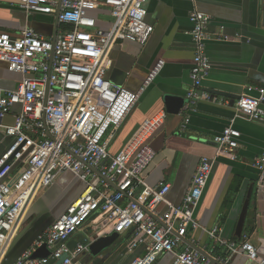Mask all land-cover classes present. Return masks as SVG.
<instances>
[{
    "label": "built area",
    "instance_id": "2783aa9c",
    "mask_svg": "<svg viewBox=\"0 0 264 264\" xmlns=\"http://www.w3.org/2000/svg\"><path fill=\"white\" fill-rule=\"evenodd\" d=\"M8 1L27 15H53L59 8L57 21L62 26L54 40L30 26H24L19 36L0 31V62L21 75L14 89H0V144L5 139L9 142L0 153V264L5 263L30 206L62 172L82 181L84 192L9 264H56L63 256L60 264H74V256L86 251L89 240L71 249L69 238L89 220L97 232L133 230L129 249L143 245L144 252L127 264H154L162 255L172 257L170 264H211L209 257L184 242L198 245L187 237L198 229L211 242L200 248L214 264H233L236 256L264 264L246 237L227 239L219 226L206 228L195 218L214 159L201 158L177 205L166 199L168 183L151 186L146 182L145 171L155 156L149 138L163 124L164 114L145 119L116 153L110 152L115 132L163 67L159 60L137 91L106 78L110 52L117 43L143 46L149 40L154 28L146 21L148 0ZM99 8L109 11L108 28L97 27L89 13ZM189 19L194 54L187 110L193 109L197 90L210 72L206 50L210 16L193 10ZM217 39L228 40V36ZM263 105L264 85L248 87L235 101L238 116L246 120H264ZM188 121L186 117L184 124ZM239 137L230 120L213 138L217 156L231 155ZM253 165L264 169V152ZM160 204L168 206L161 213L157 211ZM43 246L48 255L33 258Z\"/></svg>",
    "mask_w": 264,
    "mask_h": 264
},
{
    "label": "crops",
    "instance_id": "0c3cea01",
    "mask_svg": "<svg viewBox=\"0 0 264 264\" xmlns=\"http://www.w3.org/2000/svg\"><path fill=\"white\" fill-rule=\"evenodd\" d=\"M146 9V21L154 28L149 40L143 46L134 42L117 43L110 52L111 66L106 78L113 84L137 91L159 60L163 61V67L115 132L109 144L110 152L116 153L145 119L164 114L163 124L149 138L155 156L145 171L146 182L151 186L161 181L168 183L170 189L166 199L169 204L177 205L201 158L214 159L195 218L206 228L219 226L222 236L227 239L246 237L258 255L264 258V169L259 170L253 165L254 159L264 152V120H246L238 116L235 108L236 99L248 87L256 89L264 85V0H148ZM193 10L210 16L207 28L210 39L206 44L210 72L197 90L193 109L187 110L186 94L192 86L189 72L194 54L189 13ZM89 13L95 17L97 27L110 26L111 16L107 8ZM24 26L32 27L43 37L52 38L62 25L56 24L55 14L27 15L14 2L0 0V31L19 36ZM217 36H228V40L217 39ZM20 79V74L0 62V89H14ZM253 94H256L255 90ZM166 96L183 99L178 113L168 111ZM186 117L189 121L184 124ZM230 120L240 132L239 146L231 155L217 156L213 138ZM7 121L11 122V118L8 117ZM8 143L5 139L0 144V153ZM85 187L73 173H59L30 206L6 261L13 262L80 197ZM249 189L248 209L238 237L236 226ZM167 208L166 204H160L157 211L161 213ZM90 221L72 234L69 241L90 242L113 233L97 232ZM27 227L23 247L11 254L13 243ZM132 233V229L119 233L117 238L122 239V244L113 250L76 254L74 264H127L144 252L143 245L129 249ZM187 237L199 247L211 244L200 229L190 231ZM171 262L170 255H162L154 264ZM232 262L256 264L242 256L234 257Z\"/></svg>",
    "mask_w": 264,
    "mask_h": 264
},
{
    "label": "water",
    "instance_id": "95a60500",
    "mask_svg": "<svg viewBox=\"0 0 264 264\" xmlns=\"http://www.w3.org/2000/svg\"><path fill=\"white\" fill-rule=\"evenodd\" d=\"M58 13H59V8L56 11V24L58 25V21H57V17H58ZM56 37V33H54L52 39L54 40V38ZM47 97V90H46V96L45 99ZM165 101L168 104V111L171 113H178L179 109L182 107L183 105V99L181 98H175L172 96H166L165 97ZM250 194H251V189L248 190L247 193V197L244 201L242 210H241V214L236 226V235L238 237L241 236V232H242V228H243V224H244V220H245V216H246V211L248 209V204H249V199H250ZM118 237V233H112L106 236H99L94 238L93 240H91L87 246L86 252H89L91 254H98L101 251H105L107 250L117 239ZM184 242L189 244L192 248L198 250L200 253H202L204 256L209 257L211 264H214L215 261L214 259L209 256L204 250H202L199 246L189 242L188 240L184 239ZM77 242L72 240L68 242V246L73 249L74 247H76ZM48 255V251L46 250V248L43 246L40 249H38L36 252L33 253L32 257L33 258H42V257H46ZM65 256H63L60 261H58L56 264H60V262L64 259ZM7 260V259H6ZM9 262L5 261L4 264H8Z\"/></svg>",
    "mask_w": 264,
    "mask_h": 264
},
{
    "label": "rangeland",
    "instance_id": "374dc122",
    "mask_svg": "<svg viewBox=\"0 0 264 264\" xmlns=\"http://www.w3.org/2000/svg\"><path fill=\"white\" fill-rule=\"evenodd\" d=\"M40 197L41 196H39L36 200H38ZM27 235H28V227H27V229H24L22 231V234H20L19 237H17V239L13 243V245L11 247V254H15L16 252H18V250L21 247H23V245L27 239ZM121 240H122L121 238H117V240L107 250H111V249L113 250L115 248H118L122 244Z\"/></svg>",
    "mask_w": 264,
    "mask_h": 264
}]
</instances>
